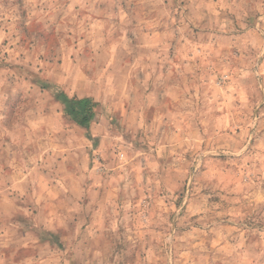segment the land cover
I'll list each match as a JSON object with an SVG mask.
<instances>
[{"label":"rangeland","instance_id":"obj_1","mask_svg":"<svg viewBox=\"0 0 264 264\" xmlns=\"http://www.w3.org/2000/svg\"><path fill=\"white\" fill-rule=\"evenodd\" d=\"M0 264H264V0H0Z\"/></svg>","mask_w":264,"mask_h":264},{"label":"trees","instance_id":"obj_2","mask_svg":"<svg viewBox=\"0 0 264 264\" xmlns=\"http://www.w3.org/2000/svg\"><path fill=\"white\" fill-rule=\"evenodd\" d=\"M64 111L79 127L88 126L95 117L96 103L88 98L65 100Z\"/></svg>","mask_w":264,"mask_h":264}]
</instances>
